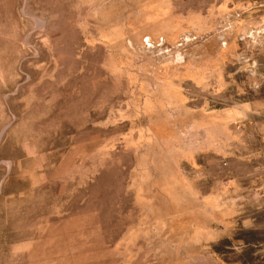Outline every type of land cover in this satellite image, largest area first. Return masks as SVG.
Listing matches in <instances>:
<instances>
[{
	"label": "rangeland",
	"instance_id": "374dc122",
	"mask_svg": "<svg viewBox=\"0 0 264 264\" xmlns=\"http://www.w3.org/2000/svg\"><path fill=\"white\" fill-rule=\"evenodd\" d=\"M0 264H264V0H0Z\"/></svg>",
	"mask_w": 264,
	"mask_h": 264
}]
</instances>
